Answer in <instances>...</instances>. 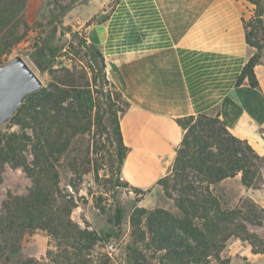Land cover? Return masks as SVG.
<instances>
[{"label":"trees","instance_id":"16d2710c","mask_svg":"<svg viewBox=\"0 0 264 264\" xmlns=\"http://www.w3.org/2000/svg\"><path fill=\"white\" fill-rule=\"evenodd\" d=\"M248 1L255 5V13L244 20L246 37L256 52L236 84L248 79L252 87H258L255 66L261 63L264 51V0ZM27 5L28 0H0V63L25 36L24 27L29 24ZM59 7L61 15L72 5ZM93 50L106 68L104 54L98 47ZM55 76L57 80L30 94L13 118L12 123L19 125L20 131H0V184L6 164L23 168L32 179L28 193L10 191L0 202V264H93L102 238L73 219L78 200L61 187L59 165L76 136L94 126L113 129L119 167L127 155L120 119L112 110H107L105 117L94 83L84 74L78 75L76 67L62 68L61 74ZM178 121L185 130L181 145L170 173L157 183L166 197L174 200L177 210L134 208L133 240L127 247L126 264H229L224 251L232 237L249 241L255 252H264V240L247 227L248 222L259 218L255 214L257 205L244 201L230 208L214 192L216 185L239 173L242 185L252 187L264 164V155L258 154L247 140L235 136L220 113H198ZM28 146L32 160L24 154ZM75 161L78 163V159ZM79 164L81 173L93 170L98 174L90 157ZM115 217L116 224H121L123 211L118 209ZM36 230H45L52 236L57 249H48L46 259H15L24 236Z\"/></svg>","mask_w":264,"mask_h":264},{"label":"crops","instance_id":"0c3cea01","mask_svg":"<svg viewBox=\"0 0 264 264\" xmlns=\"http://www.w3.org/2000/svg\"><path fill=\"white\" fill-rule=\"evenodd\" d=\"M43 1L28 0V21ZM254 13L248 0H89L69 11L87 24L129 104L121 174L131 186L150 189L170 173L185 132L178 120L198 113H220L264 155V61L255 66L258 87L236 84L256 52L244 22ZM233 178L241 184V173Z\"/></svg>","mask_w":264,"mask_h":264},{"label":"rangeland","instance_id":"374dc122","mask_svg":"<svg viewBox=\"0 0 264 264\" xmlns=\"http://www.w3.org/2000/svg\"><path fill=\"white\" fill-rule=\"evenodd\" d=\"M88 1L44 0L36 19L28 21V26L24 27V38L13 48L8 59L21 53L45 85L57 80L55 75H60L62 68L76 67L78 75L84 74L94 83L95 95L105 117L112 110L121 123L129 110L127 100L121 90L114 86L106 68L100 65L93 50L98 45L89 38L87 24L67 18L73 7ZM60 5H72V8L60 15ZM56 27L57 31L53 32ZM105 120L108 123L107 118ZM15 130L20 131V127L11 121L4 124L0 131ZM112 130L94 126L89 132L78 134L71 150L59 165L61 187L66 192L73 193L78 200L73 219L81 226H88L96 231L102 238L93 255V264H126L127 247L133 240L131 214L136 206L177 210L174 200L166 197L159 184L146 190H136L130 184H124L126 180L116 160V143ZM31 152V146L24 152L29 160H32ZM85 157L92 159V164L98 167V174L93 170L81 173L82 165L78 163ZM75 159H78V163ZM31 186L32 179L23 168L6 164L1 177L0 202L4 201L8 192L26 194ZM214 192L230 208L238 207L244 201L257 205L255 214L259 218H254L253 223L248 222L247 227L264 240V210H261L264 209V164L252 187H244L238 178H232L216 185ZM118 209L123 211V219L119 225L116 224L115 217ZM109 232L113 233L112 237L108 235ZM110 242L115 243L114 250L109 249ZM48 249H57L56 240L45 230H36L24 236L20 253L15 259L30 256L46 259ZM224 255L230 258L229 264H264V252H255L249 241L239 237H232L228 241Z\"/></svg>","mask_w":264,"mask_h":264},{"label":"water","instance_id":"95a60500","mask_svg":"<svg viewBox=\"0 0 264 264\" xmlns=\"http://www.w3.org/2000/svg\"><path fill=\"white\" fill-rule=\"evenodd\" d=\"M45 86L21 53L0 63V130L22 109L30 94Z\"/></svg>","mask_w":264,"mask_h":264},{"label":"built area","instance_id":"2783aa9c","mask_svg":"<svg viewBox=\"0 0 264 264\" xmlns=\"http://www.w3.org/2000/svg\"><path fill=\"white\" fill-rule=\"evenodd\" d=\"M114 245H115L114 242H110V244H109V249H113V250H114Z\"/></svg>","mask_w":264,"mask_h":264}]
</instances>
